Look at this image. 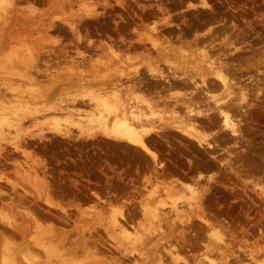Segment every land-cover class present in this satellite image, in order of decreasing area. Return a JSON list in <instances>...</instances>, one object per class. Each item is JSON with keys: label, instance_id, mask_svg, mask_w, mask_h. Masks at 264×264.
<instances>
[{"label": "rangeland", "instance_id": "374dc122", "mask_svg": "<svg viewBox=\"0 0 264 264\" xmlns=\"http://www.w3.org/2000/svg\"><path fill=\"white\" fill-rule=\"evenodd\" d=\"M154 1L122 0V5L114 0L99 2L97 12L100 15L87 24V17L80 15L83 14L81 7V11L77 10L76 0H38L37 3L16 0L6 11L0 8V101L3 102L0 103V118L11 124L9 127L4 124L0 132V175L19 184L17 193H10L12 197L18 198L22 189H27L26 205L31 204V194L35 192L26 178L44 180L58 193L59 207L64 209L43 208L60 218L59 222L52 221L58 227L52 235L44 231L50 222L47 218L41 217L36 225L19 224L23 236L15 235L12 239L22 245V251L11 257H0V264L12 260L16 264H27L21 255L24 252L32 264H156L158 258L166 264H264V83L259 85L260 91L253 87L254 77L263 78L264 72L262 60L258 63L264 59V0H160L159 3L157 0L154 3L157 5ZM200 2L208 6L204 8ZM149 4L169 10L172 28H162L159 13L158 19L146 17ZM29 5L35 8L30 10ZM54 6L59 8L56 10ZM49 18H52L50 22L55 21L51 24H61L63 29L49 27ZM63 18L73 21L75 30L65 28ZM129 18L131 22L137 20L145 30L159 22L158 32L153 35L159 52L153 51L152 60L138 57L151 45L147 41L134 42L132 38L136 37L125 30V25L130 24L126 22ZM115 25L122 29L118 30ZM238 32L242 33L243 43L236 42L228 51L223 50L220 42L224 35L229 34L233 40ZM211 37H215L211 42L215 55L222 53L220 61L230 64L234 81L252 90L248 95L251 104L245 102L235 110L242 120L241 132L233 134L223 128L217 116L214 117L216 124L209 131L210 146H199L191 140L185 142L172 130L155 144V164L149 157L123 155L114 147V141L102 137L98 125L94 124L95 116L87 117L96 112L93 105L82 102L92 89L88 87H93L92 83L100 80V75L109 78L149 63L165 68L168 63L164 62L163 55L169 51H174L175 56L168 62L180 64L184 60L178 57V50L207 49ZM113 38L122 44L134 43L133 48L122 53L127 59L116 60L114 64L109 62V49L104 52L90 49L92 43H110ZM249 48L255 51L252 56ZM82 55L90 62H78ZM251 57L250 63L257 60L259 64H255L259 77L254 75L255 66L252 67L255 69L253 76L251 71L240 70L243 73H239L235 70L241 60L249 61ZM75 60L85 65L77 66ZM237 77L240 79L236 80ZM124 82L122 85L126 84ZM30 88L45 95L37 99L36 113L29 112L33 116L28 112L25 115L19 108L20 112L15 108L17 105L13 106L16 103H12L27 98ZM9 101H12L10 108L13 106L15 110L8 109ZM76 115L86 116L84 121L89 119L86 124L93 126L91 132L80 133L73 125L63 128L61 133L56 132V121L72 124L79 118ZM14 128L18 131L14 132ZM13 140L17 146L22 144L20 151L13 149ZM30 160L37 161L35 167L28 166ZM154 166L159 171L163 168V179L155 176ZM153 181L156 185L150 186L148 182ZM173 182L182 187L177 193L170 189L171 194L165 196V185ZM187 185L195 188L199 196L192 212L185 209L187 207L182 208L183 196L189 195ZM0 188L11 191L1 180ZM149 194L158 195L156 199H163L164 203L160 205L155 199L147 202ZM174 204L178 206L181 219L171 209ZM32 209L36 208L32 206ZM18 210L23 208L18 207ZM156 210L159 216L153 218L151 214ZM19 217L18 223L22 222ZM114 220L126 222L123 226L128 236L122 237L114 229ZM205 220L208 225L214 224L215 234L224 235L223 241L229 248L221 243L216 246V238L210 240L213 227L206 229V233L202 231L199 244L184 248V239L192 235V230H197L196 226L204 225ZM208 242L211 247L206 249L204 246ZM76 246L79 255L72 253ZM47 247L56 253L46 254ZM7 257L9 260L4 262Z\"/></svg>", "mask_w": 264, "mask_h": 264}, {"label": "bare ground", "instance_id": "6f19581e", "mask_svg": "<svg viewBox=\"0 0 264 264\" xmlns=\"http://www.w3.org/2000/svg\"><path fill=\"white\" fill-rule=\"evenodd\" d=\"M24 1L25 0H23V2ZM32 1L34 2L36 1L37 3L38 0H32ZM101 1L100 0L99 1L76 0L77 7L79 6L77 10L81 11L82 9V12H83V14L79 12L80 15L87 17V20L85 21L86 24L88 21L91 20V18L94 19L95 17H97V15H100L97 12V9L99 8V7L97 8V5L99 2L103 3L106 0H101ZM121 1L122 0H114L115 3L118 2L120 3V5H122L123 2L121 3ZM133 1L134 3L139 2V0H132V2ZM144 1H149V0H144ZM159 1L160 0H158L157 2L156 0L157 3H159ZM156 2L154 1L153 4ZM29 3L30 2H28V4ZM200 3H201V6H203L204 8L208 6L206 2H200ZM15 4H16V0H0V8H2L5 11L8 9V7H13ZM30 4H34V3H30ZM70 4L73 5L72 3ZM154 5H157V4H154ZM33 6L35 8V5ZM33 6L29 5L30 7L29 9L32 10L31 7ZM57 7H55V9ZM80 7L81 9H79ZM147 7L149 9H148V12H146V17L156 16L157 18L156 17L155 18L158 19V16H157L158 13L161 15V18H159L158 21L160 22V24L162 23L161 24L162 28L163 27L165 28V26L168 27L170 24H172L171 14L169 13V10L167 8H163V6L162 7L157 6L155 7L156 8L155 9L154 6L151 7L150 4ZM51 11L55 12L53 8ZM51 11L49 13L52 14ZM73 14H75V12ZM48 17H51V15L50 16L48 15ZM125 18L126 17H124V19ZM127 18H128V15H127ZM50 19L52 18H49V21H48L50 23L48 24L49 27H51L52 29L56 28L57 30L63 29L61 27V24L60 26L59 24H55V25L51 24V22L54 23L55 21L51 20L50 22ZM99 19H100L99 21L101 20L103 21V19L101 18ZM130 19L131 18H129V20H126V22L129 21L131 25L129 23L128 24L131 26V29H128L129 25L128 27L125 25L126 27L125 30H127L129 34L132 33V35L136 37L135 39L134 37L132 38L134 42L137 41L138 43L139 42L143 43L144 41H147L151 45V47L145 48L144 52H142V54H140L138 57L143 58L144 56V58L152 60L154 57L153 51L159 52L158 50L159 47L157 45H154L156 43L153 40V35H155V33L157 34L158 32L157 25L159 24V22L156 24H153L154 21H152L151 24H153V26L150 27V29L148 28V30H145L143 29V26H140L139 22H138L139 24L137 23L136 19H135L136 22H131ZM69 20L63 18L61 21H63L62 22L63 25L66 24L65 28L67 27L68 30H75V27L73 26V21H69ZM121 25L122 24H120V26ZM120 26L118 25V27ZM117 28L115 29L117 30ZM170 28L169 29L166 28V29L169 31ZM121 29L118 28V30H121ZM140 29L142 30L140 31ZM115 33L114 34L112 33V34L116 35ZM214 39L215 37L210 38L211 41L207 49L205 48L199 49V50L193 49L190 51L183 50V49L178 50L179 52L178 57L180 58V60L181 59L184 60V62H181L180 64H176L175 62L171 63V61L170 63L168 62L169 58L175 56L174 51H169L170 53L166 52L163 55V57H165L164 62L168 63L165 68H160L158 66H155L152 63H149V64H146L142 68H138L137 66L132 67V70L130 72L128 71V72H123L119 74L117 73L115 75L110 76L109 78L104 75H100L101 79L94 81L92 83L93 87H88V88H92L91 91L88 92V98L82 101L88 105H90L89 103H91L93 105L92 107L96 111L95 113L91 112L89 116L87 117H91L93 115L95 116V119H93L95 121L94 124L98 125L99 127L98 129L101 130L102 137H104L105 139L114 141L115 143L114 147L118 149L119 151H122L123 155H132L134 157H141V158H146V159H148L147 157H149L151 160H153V164L157 162L156 153L153 151V149L155 148V144L157 142H160V140L166 137V134L168 135L172 130L174 132L177 131V134L179 133L180 137L182 136L185 139L184 140L185 142L186 140H188V142L191 140V141H196V143L199 146H201L202 144L210 146V141L208 139V137L210 136L209 131L211 127L216 124L214 122L215 120L214 117L217 116L221 119V125L223 128L228 129L233 134L237 132H241L242 120L237 117L235 110L242 107V105L245 102L248 103L249 101L248 95L251 93V92L249 93V91H252V90H248L247 86L239 85V82L234 81L235 78L232 77L233 73L230 72V68H231L230 64H227V62L220 61V55L222 53L220 54L219 52L215 55L214 46H212L211 44V42L213 43ZM241 40H242L241 32H238L236 35V38L233 40L229 37V34L226 33L224 37L221 39L220 45L223 50L226 49L228 51L230 46L234 45L236 42L241 43L242 42ZM109 42L110 43H105V44L103 41H98V43H92L90 44V49L94 51H99V52H104L106 49H109V52L107 53H109V62L112 64H114L113 62H115L116 60L122 62V58L127 59V56H125L122 53H125L126 51H129L131 48L134 47V43H132L131 41L125 44H122L123 43L122 41L116 40V38H113V40ZM248 51L250 52L252 56L253 55L252 49ZM260 54L257 53V55H259V58L257 59H260ZM30 58H32L31 54H30ZM81 58H80L81 61H78V62H83V61H85V63L90 62V59L85 58L84 55H82ZM251 59L252 57L249 59V61L247 59H244L246 60L245 62H241V61H244V60H241L240 61L241 63L239 62L236 65L237 67L235 70L238 71L239 73H243L245 70L246 72L251 71L250 72V75H251L253 74V72H255V69H256V74L254 75L259 77L257 74L256 65H259L258 63H260L261 60H262L261 63L264 64V59H260L258 63L256 62L257 60L254 59L256 60L255 63H250ZM73 62L75 63L76 60ZM75 64H79L77 66L85 65L83 63H75ZM244 64H248V65L243 66ZM253 66H255L254 70L252 68ZM240 70H242L243 72H240ZM260 72L261 71H259V74ZM262 74H263V78L255 79L256 77H254V80L256 81L254 85L252 84L253 87L255 88L258 87V90L260 89L259 85L264 83V72ZM237 79H240V78L237 77L236 80ZM123 80H126V81L124 82ZM123 82L126 84L122 85ZM30 89L31 90L28 91L27 98L25 99L20 98L18 100H14L13 102L9 101L8 104H10V102L16 103L13 105V106L17 105L15 106V108H18V110L20 109L23 110L25 115L28 112V115L33 116L32 114H29V112L36 113L37 111L36 101L38 98H41L42 95H44V93L37 89L36 90L32 88ZM83 93H85V91ZM222 93L224 94L222 95ZM225 98H227V100H224ZM32 101H35V103ZM0 103H3V102L0 101ZM11 104L9 105L8 109L15 110L13 106L12 108H10ZM180 108L183 110V112H180L181 110ZM2 110H4V107L2 108ZM76 117H79V118H76L72 124L68 123L69 121H66L63 124H60L59 122L56 121L55 122V124H57L55 127L56 132L61 133L63 128L69 129L68 127H70L71 125L75 126L77 131L80 133L91 132V129L93 126L86 124L88 123L87 121H89V119H86V121H84L85 119L83 120V118H85L86 116L83 117L81 115H76ZM206 120L208 122L207 124H205L204 122ZM7 122L5 118H0V132H3L4 124H6L7 126L11 125V124H7ZM13 131L17 132L18 129L14 128ZM2 139H5V138L2 137ZM11 144L14 145L13 149L17 151L21 150L20 146L22 147V144L20 146H17L14 140ZM30 162L31 163H28L30 164L28 165L30 166V168L36 166L37 161L30 160ZM160 170L162 171L157 170L155 166L153 168V172H155V174L157 173V175L155 176L163 179L164 177L163 168H161ZM3 177H4L3 175H0V180L5 182V184L7 183L11 191H3L0 188V255H2L0 256L1 258H3L6 255L8 256L10 255L11 257V255H13L14 253L20 254V252L22 251V245L19 243H15V241L12 239L15 235L23 236V231L20 229L19 224L23 225L25 222V223H29L30 225L31 224L36 225V224H39L38 221L41 220V217L45 219L47 218V220H49L50 222L44 231H46V233H48L49 235H52L56 232L58 228L56 224L53 223L52 221L59 222L58 219L60 218L56 215L54 216L48 211H46L48 212V214H46L43 208L47 207L49 209H52V208L55 209L58 207V209H60L61 211L64 210L63 208L59 207L60 198L58 199L57 197L58 193L55 190H51L49 188L48 183H46L44 180L42 181H38L39 179L31 180L29 177L27 176H26L27 178L25 177L27 182L30 181L28 182V184L31 186V189L35 191L34 193L31 194L32 195L31 204L26 205L25 204L26 201L28 202L27 198H29L27 196L28 195L27 189L23 188L22 189L23 193H21L22 195H20L18 198H16L15 195H13L14 197H12L10 193L12 191L14 193H17V188L19 184L14 181L7 180V178L5 179ZM192 181L196 182V179H193ZM148 183L150 184V186L156 185L155 181L148 182ZM181 187L182 186L179 183H175V182L167 186L165 185V190H166L165 196H169V194H171L170 189H173L174 192L177 193L179 191V188ZM185 188L188 190L189 195L185 196L183 194L184 195L183 198L185 202L183 203L182 208L187 207L185 209H189V212H190L192 210L193 204L199 200L198 191H196L195 188H192L188 185L185 186ZM181 190L183 191V189ZM152 191H155V190H152ZM94 196L95 198L100 200V197L97 194L94 193ZM156 198H158V195L156 197L153 194H149L147 202H151L152 200L155 199L154 201L160 205L164 203L163 199L158 200ZM32 206L33 208H36V209H32ZM18 207H22L23 210L21 211L18 210ZM177 207L178 206L174 204L171 209H173V211L175 212L174 214H176V216H178L181 219L182 216L178 214L179 210L177 211ZM27 208H30V209H27ZM38 211H41L43 213L39 214ZM184 211L186 212V210ZM18 215L21 216L19 218H20V221L22 222L18 223L17 221ZM151 216L153 218H157L159 216V212L158 211L154 212L153 214H151ZM123 218H124V221H126L125 217ZM200 220L202 221L204 219L201 218ZM205 222L206 220L204 221V223ZM113 223L116 226L114 227V229H117L118 233H120L122 237L128 236V233L125 229L126 227L123 226V224L126 222L123 223V222H118L117 220H114ZM205 224L208 225V221ZM128 225L130 224H128L127 222L126 226L128 227ZM204 225L200 224L198 225L199 227L196 226L197 230L196 229L192 230L193 233L190 232L192 233V235H190V237H188L187 239H184L185 240L184 248L187 246L192 247V245L196 246L197 243L199 242L198 239L202 238L203 236L202 234H204L206 229L209 230L212 227H213V231L215 232H213L211 229L213 236L210 235L211 236L210 240L212 241L213 238H216L215 240V242H217L216 246H218L217 245L218 243L219 245L221 243L225 247H228V244H225V241H223L224 235L218 234V233L215 234L217 231L214 230V224L211 223L210 225H208L209 228L208 226L206 227ZM116 235L119 236L118 234ZM209 247H211L210 243L204 246V248L206 249ZM45 252L46 254H49V255L50 254L54 255L56 253L54 252V249H51L48 247L45 248ZM72 253H74L75 255H79V247L76 246V248H73ZM21 255H23L22 256L23 260L27 262V264H32L29 262L28 258H26L27 252L21 253ZM7 260H9L8 257L6 258V260H4V262ZM162 260L163 259L158 258V260H156V264H166ZM227 262L229 263V261ZM182 263L186 264L185 262H182ZM6 264H16V263L15 261L12 260V261L6 262ZM210 264H213V263L211 262Z\"/></svg>", "mask_w": 264, "mask_h": 264}]
</instances>
